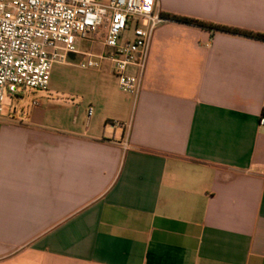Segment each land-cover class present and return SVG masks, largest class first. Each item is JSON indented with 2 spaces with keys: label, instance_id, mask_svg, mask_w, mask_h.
Returning <instances> with one entry per match:
<instances>
[{
  "label": "crops",
  "instance_id": "1",
  "mask_svg": "<svg viewBox=\"0 0 264 264\" xmlns=\"http://www.w3.org/2000/svg\"><path fill=\"white\" fill-rule=\"evenodd\" d=\"M158 5L264 32V0ZM109 85L0 115V264H264V41L166 20Z\"/></svg>",
  "mask_w": 264,
  "mask_h": 264
},
{
  "label": "built area",
  "instance_id": "2",
  "mask_svg": "<svg viewBox=\"0 0 264 264\" xmlns=\"http://www.w3.org/2000/svg\"><path fill=\"white\" fill-rule=\"evenodd\" d=\"M166 20L158 0H0V112L4 98L26 87L47 89L53 65L69 53L88 57L83 68L97 66L92 58L110 62L119 88L137 95L153 34ZM84 43L108 50H82Z\"/></svg>",
  "mask_w": 264,
  "mask_h": 264
},
{
  "label": "rangeland",
  "instance_id": "3",
  "mask_svg": "<svg viewBox=\"0 0 264 264\" xmlns=\"http://www.w3.org/2000/svg\"><path fill=\"white\" fill-rule=\"evenodd\" d=\"M82 50L92 51L94 53L106 52L108 49L102 48L99 43H84ZM97 62L96 67L83 68L79 66L80 62L88 60V57L78 55L75 60L67 63H55L51 70V76L47 89H38L26 87L25 90L12 97L4 98L0 115L12 113L21 116L27 113L34 103H53L49 108L65 113H71V100L74 98L87 97L90 94L99 96L101 91L100 80L106 78L110 80L108 86L111 92L119 96H127L119 88L115 75H107L103 72L104 62L98 58H92ZM114 78V79H113ZM105 80V79H104ZM116 81V82H115ZM84 108V106H82ZM94 110V106L90 107ZM89 107H87V110Z\"/></svg>",
  "mask_w": 264,
  "mask_h": 264
},
{
  "label": "trees",
  "instance_id": "4",
  "mask_svg": "<svg viewBox=\"0 0 264 264\" xmlns=\"http://www.w3.org/2000/svg\"><path fill=\"white\" fill-rule=\"evenodd\" d=\"M161 14L167 20H172L179 23L194 25L203 29H207L213 32H225L233 35L244 36L260 41H264V32L256 31V30H249V29H242L234 26H229L225 24L213 23L205 20H201L198 18H193L177 13L171 12H162Z\"/></svg>",
  "mask_w": 264,
  "mask_h": 264
},
{
  "label": "water",
  "instance_id": "5",
  "mask_svg": "<svg viewBox=\"0 0 264 264\" xmlns=\"http://www.w3.org/2000/svg\"><path fill=\"white\" fill-rule=\"evenodd\" d=\"M79 55H80V54H79ZM77 56H78V55L75 54V53H69V54H68V60H69V61H73V60L76 59Z\"/></svg>",
  "mask_w": 264,
  "mask_h": 264
}]
</instances>
